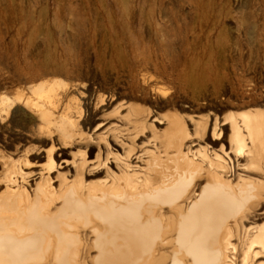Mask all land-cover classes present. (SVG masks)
Returning a JSON list of instances; mask_svg holds the SVG:
<instances>
[{"label": "rangeland", "instance_id": "rangeland-1", "mask_svg": "<svg viewBox=\"0 0 264 264\" xmlns=\"http://www.w3.org/2000/svg\"><path fill=\"white\" fill-rule=\"evenodd\" d=\"M255 113L259 162L247 145L237 156L229 148V126L245 114L250 125ZM263 122L264 0H0V229L17 226L26 211L57 221L55 234L24 238L41 236V257L52 249L36 264H57L68 249L57 253L60 233L77 243V264L96 261L100 221L74 210L82 190L115 171L96 162L122 154L113 141L174 156L176 131L185 138L178 123L194 136L185 143L198 140L240 165L239 176L228 178L227 192L237 198L225 219L238 253L264 232ZM197 172L179 180L181 188L190 184L186 192L196 184L186 211L215 187L205 168ZM251 262L264 264V255Z\"/></svg>", "mask_w": 264, "mask_h": 264}, {"label": "bare ground", "instance_id": "bare-ground-1", "mask_svg": "<svg viewBox=\"0 0 264 264\" xmlns=\"http://www.w3.org/2000/svg\"><path fill=\"white\" fill-rule=\"evenodd\" d=\"M248 116V119H252V124H247L243 117V120L234 121L229 126V148L235 155L240 154L242 148L247 145V152L259 162L260 152L255 149L254 143L262 139L254 142L251 126H258L259 123L260 127L262 121L259 122L260 116L256 113ZM178 124L183 128L187 139L189 135L184 126ZM102 126L97 125V130ZM145 127L142 124L138 132ZM176 132V136L181 137L178 143L173 145L177 149L176 153L165 160L161 159L160 153L155 154V151L139 150L140 147L132 143L126 145L124 150L113 141V144L122 150V154H119L117 149V153H104L103 161L96 162V166L110 163L115 171L108 170L103 184L95 186L91 191L82 190V202L77 203V208H74L82 211V217L91 215L100 221L97 228H101V232L97 234L95 242L99 255L91 264H164L165 252L162 253L161 250L165 247L170 254V264H252L251 258L263 257L264 232L248 238L237 253V247L230 243L232 231L225 225L230 206L237 198L227 192L228 178L239 176L236 172L240 167L239 163L236 160L232 163L230 158L226 161L216 152L209 153L206 148L208 146L199 145L198 140L185 143L184 136ZM220 134L216 132V138L212 136V139L220 140ZM204 135L205 133L199 137ZM207 136L209 137L208 134ZM88 148L91 149V146L88 145ZM146 153L150 156L147 157ZM99 156L100 153L97 157ZM203 168L210 177L209 182H213L215 187L201 191L200 198L186 211L184 205L197 196L193 193L196 184H193V190L186 192L190 184L181 188L178 186L179 180L185 174L193 178L194 174H199L197 171H202ZM189 170L196 171L187 172ZM244 188L243 192L246 193L248 188ZM241 193L242 191L237 196ZM179 199H182V203L177 202ZM71 200L66 204H70ZM166 207L171 208L173 215H167L164 210ZM66 211L65 209L63 214ZM25 213L21 217L24 219L14 228L0 229V264H28V260H32L30 264H36L47 261L48 253H52V249L48 248L45 257L39 256L43 251L37 244L42 239L40 235L35 234L36 239L32 237L33 241L24 238L29 232L37 233L38 230L44 234H55L58 222L55 221L56 224L52 221H38L34 212ZM58 235L62 242L57 246V253L65 247L68 249L63 252L57 264H77V243L72 237L69 238L68 234ZM65 236L69 238L67 241ZM213 245L218 247V251L211 249ZM257 245L259 248L254 251V246ZM80 264L86 263L82 261Z\"/></svg>", "mask_w": 264, "mask_h": 264}]
</instances>
